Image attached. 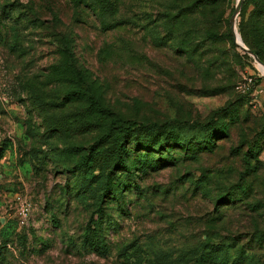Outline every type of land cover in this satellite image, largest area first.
I'll return each instance as SVG.
<instances>
[{
  "label": "rangeland",
  "instance_id": "obj_1",
  "mask_svg": "<svg viewBox=\"0 0 264 264\" xmlns=\"http://www.w3.org/2000/svg\"><path fill=\"white\" fill-rule=\"evenodd\" d=\"M97 1L0 0V264H200L207 242L264 264V0L235 18L252 54L238 0ZM114 118L139 124L132 172H110Z\"/></svg>",
  "mask_w": 264,
  "mask_h": 264
},
{
  "label": "trees",
  "instance_id": "obj_2",
  "mask_svg": "<svg viewBox=\"0 0 264 264\" xmlns=\"http://www.w3.org/2000/svg\"><path fill=\"white\" fill-rule=\"evenodd\" d=\"M97 1V0H96ZM99 4H101V9L106 13L113 12V5L110 0H98L97 1ZM243 37L245 39V42L250 46V48L260 57L263 58V49L254 45L253 42H251L247 36L243 34ZM78 76L81 77L84 80V74L83 72L79 71L77 72ZM84 92L87 95L88 101L90 103V106L92 108H95L98 111H106L108 113H111V109L107 106H105L100 98L96 96L94 91L88 87L84 90ZM246 99L250 102L249 95L245 96ZM35 98L39 100L42 104L47 103L43 98L42 95L35 94ZM138 124L136 121H128L126 122L125 120L121 119H113V129L115 128V131L111 129L112 131L107 133L104 138L111 137L113 140V144L115 143L116 147L118 148L116 152V158L114 162H112V166L110 169V172L114 171L116 167H119L121 164L124 165L125 167L127 166L128 172H132L131 168L127 165L126 157H125V152H124V143L123 141L126 140L127 136L129 133L132 131L133 128H135ZM159 124H150L149 127H159ZM102 138V139H104ZM102 139L100 141H102ZM93 155L94 152H91L89 154H80L78 158L77 165L78 166H86L88 165L92 160H93ZM145 163V162H144ZM115 172V171H114ZM98 225L97 222H94L93 224H89L87 226V235H86V240L85 242L87 245H89L91 248H93L95 251L102 253V254H107L108 253V248L107 244L104 242L103 239H101L99 230H98ZM207 243H204L202 249L201 248H195L191 252L193 254V257L195 260L200 261V264H237L240 262L239 259H242L244 257L245 253L244 251L239 252L237 260H233L229 250L223 246L217 245V246H209ZM130 264H143L141 261H136L134 263ZM152 264H158L156 261L153 262Z\"/></svg>",
  "mask_w": 264,
  "mask_h": 264
},
{
  "label": "built area",
  "instance_id": "obj_3",
  "mask_svg": "<svg viewBox=\"0 0 264 264\" xmlns=\"http://www.w3.org/2000/svg\"><path fill=\"white\" fill-rule=\"evenodd\" d=\"M254 78L250 77L248 78L243 84H240V88L242 89L243 92L251 91L252 94L254 95V98L257 102H259L256 99V95L258 92H263V89H260V91L257 88L252 89V85L254 84ZM30 216V207L26 202H23L21 204L20 208V218H21V223L25 224L27 223L28 219Z\"/></svg>",
  "mask_w": 264,
  "mask_h": 264
},
{
  "label": "water",
  "instance_id": "obj_4",
  "mask_svg": "<svg viewBox=\"0 0 264 264\" xmlns=\"http://www.w3.org/2000/svg\"><path fill=\"white\" fill-rule=\"evenodd\" d=\"M244 0H238L237 1V5H236V8H235V11H234V14L233 16L231 17V29H232V34L234 36V39L236 41L237 44H239L241 47H243L244 49L248 50L251 54L253 53L245 44L242 45L240 44L239 42V39L242 41L241 37L237 34V31H236V25H235V18L237 16V14L240 12L241 10V7H242V3H243ZM243 42V41H242ZM255 59L260 62L259 58L254 56Z\"/></svg>",
  "mask_w": 264,
  "mask_h": 264
},
{
  "label": "bare ground",
  "instance_id": "obj_5",
  "mask_svg": "<svg viewBox=\"0 0 264 264\" xmlns=\"http://www.w3.org/2000/svg\"><path fill=\"white\" fill-rule=\"evenodd\" d=\"M239 42H240V44L244 45L240 39H239ZM263 66H262V69L264 70V67Z\"/></svg>",
  "mask_w": 264,
  "mask_h": 264
}]
</instances>
